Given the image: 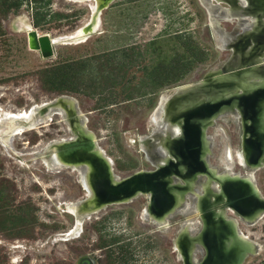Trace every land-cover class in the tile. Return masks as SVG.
<instances>
[{
    "label": "rangeland",
    "instance_id": "obj_1",
    "mask_svg": "<svg viewBox=\"0 0 264 264\" xmlns=\"http://www.w3.org/2000/svg\"><path fill=\"white\" fill-rule=\"evenodd\" d=\"M244 6L243 0H117L103 11L99 33L84 43L54 45L53 56L44 57L29 48V29L37 30L41 36L64 37L87 22L88 5L69 0H0V114L31 111L34 104L63 94L72 96L118 177L152 170L154 161L163 169L167 161L178 162V158H172L167 148L170 137L175 144L174 136L161 129L172 125L179 116L177 123L183 126L186 109L184 106L177 111L181 100L174 102L175 94L165 104L162 118L159 108L164 95L188 83L193 85L179 90L210 84L212 76L229 73L222 70H228L237 57L242 62H252L238 71L257 66L256 60L262 61L260 69H264V30H245L253 13L245 22L234 15L212 23L208 16L209 7L231 13L242 11ZM261 16L264 20V13ZM206 76L209 80L203 82ZM261 92L264 94V89ZM57 107L62 112H31L32 118H51L47 126L41 124L37 130L8 140V130L1 134L5 142L0 141V264H183L174 250L175 237L191 218V230L197 233L205 216L212 215V210L209 214L201 211L207 189L211 188L225 203L228 199L224 198L223 183L229 177L242 181L248 173L241 163L245 152L241 161L238 155L243 133L239 110H226L206 129L212 142L208 161L217 177L200 176L196 196H187L186 192L183 210L170 214L165 225H157L150 218L149 195L142 192L130 203L110 206L85 220L80 237H66L75 230L69 206L88 192L80 183L78 169H54L52 154L73 147L68 145L88 148L80 140H72L75 133L84 137L87 131L74 132L78 118L67 102ZM16 124L3 121L0 128ZM192 125L186 129L183 141L190 144L186 164L196 171L204 166L198 152L200 138ZM59 138L67 140L52 147L50 143ZM259 141L255 139L244 146L256 152ZM161 142L168 154H156ZM252 174L264 196V165ZM217 178H223V182H216ZM193 207L195 211L191 212ZM198 209L202 214H197ZM216 209L218 213L222 211ZM233 209H225L227 216L237 220L241 232L258 246V252L241 264H263L264 217L249 223ZM78 210L83 214L82 208ZM184 235L183 230L179 245ZM222 236H208L210 254L220 251ZM202 254L204 249L199 247L196 258L201 260Z\"/></svg>",
    "mask_w": 264,
    "mask_h": 264
},
{
    "label": "bare ground",
    "instance_id": "obj_2",
    "mask_svg": "<svg viewBox=\"0 0 264 264\" xmlns=\"http://www.w3.org/2000/svg\"><path fill=\"white\" fill-rule=\"evenodd\" d=\"M69 1L75 4L88 5V7L90 8V17L83 25V27L78 28L74 32H71L64 37H51L55 39V45H74L88 41L87 36L81 37L80 35L82 34V29L91 21L95 22L94 20H96V24L94 25V31H96L95 33H99L102 28L101 17L103 11H98V8L101 4H103L104 0H95L96 5L94 4V0ZM116 1L117 0H115L113 3H115ZM243 1L245 2V6L243 7L242 12L249 13V16L253 13L254 16L253 20L248 24V26H245L246 32H260L264 30V20H262L261 16L264 13V0ZM108 8H110V6ZM30 30L32 29L30 28L29 31ZM75 34L80 37H73L75 36ZM249 45H251V41L249 42ZM249 63L252 62L250 60L248 62H242L239 57H237L234 64H231L228 68V71L230 69L229 73L222 76H213L210 84H195V86H190L189 88L179 90L181 88L187 87L188 85H193L191 83H188L181 85L178 88L176 87L173 94L164 95L160 100L159 108L162 113V118H164L163 114L165 112V104L175 94L176 96L174 97V102H177V100L179 99L181 100L182 96L184 95H191L187 98L186 101L181 100V104L176 105L177 111L186 106V109L183 113L185 124L182 126V124L177 123V121L180 119L179 116L177 117V121H173L174 123L172 125H166L161 129L162 132H166L168 130V132H170V135L174 136L175 144L173 145V139L170 137L167 140V148L170 147V155L175 159L177 157L178 162H175V160L172 159L171 161H167L168 166L163 169L156 167V169L152 170H139L137 172L142 173L138 175V177L129 181H124V183L123 180L129 176L118 177L115 174L111 159L100 147L96 135L87 127L86 121L83 119L82 115H80L81 113L79 114L76 100L72 96H68L69 99H67L66 102L72 107L75 116L78 118V121L76 123L77 128L74 129V132H84V130L87 131L84 137H79L77 136V134L79 133H75L76 137L74 139H71L80 140V143L86 144L88 148L84 149L83 145H80V147H70L69 149H63L59 152L56 150L52 154V165L56 171H60L63 168L78 169L81 173L80 183L84 187L85 191L88 192V195L87 197L80 199L76 204H70V213L75 217V230L73 231L71 236L66 237H80L81 226L85 220H90L92 217H94V215L101 213L103 210L109 208L110 206L130 203L138 198L142 192L149 195V199L150 197H152L153 199L152 203H149V205L147 206L148 212L149 208H151L152 210V213H149L150 218L157 225H165L167 223V217L170 215L169 213L172 211L173 213H175L180 210L177 207L183 201L186 192L188 193L190 190H193V192H195L196 189L198 190V188L200 187V181V184L197 185V183H199L197 181V175L199 173H203V175L208 176L210 179L215 178L216 170L211 169L210 163L207 158V152L210 151L211 141L206 135L207 128H205V126L210 120H212V117H209L208 113H210L212 109L217 106L215 105V103L223 98H227L229 101L225 104L220 103L216 112L231 108L242 110L241 103L236 99L239 94H244L249 90L257 89L260 87L264 89V69H260L262 61L256 60L255 63H257V66L255 67L241 69L239 71L236 70ZM178 90L179 92L177 93ZM262 95L264 96L261 91L258 92L253 97L251 103L254 111V114L252 115L253 118L251 117L254 120V131L252 132L254 134L252 136H254L255 139L260 140L259 142L261 143V150L254 152V148H246V145L244 146V148H242L240 145V150L238 153L241 161V154L245 152V159L241 161L242 165L245 164L246 167H248L249 165L250 168L255 169L264 165V98H262ZM58 103V101L51 103H49V101H46L40 104H34L30 112L28 110H21L18 112H8L2 115L0 114V123L3 121L17 122V124L13 127H9L8 125H6L0 128V141L5 142L3 139H1V134L7 130L8 132H6V135L8 140L9 138L21 136L26 131L37 130L41 124L44 126L49 125L52 121L51 118H32L31 112H42L46 108H49L53 111L55 110L57 112H62L57 107ZM202 103H208V105L204 106V109H206L208 106H212L211 110L206 111L203 116H196L197 118L194 121H191L192 115L198 113V105ZM190 123H193L192 127L190 126L191 128L196 127L198 138H200V147H198V152L199 156H201L200 163L204 166V169L196 171L194 170V167L192 165L188 166L186 164V158L190 156V144L183 141V137L187 133L186 129L188 128ZM68 126L74 128L71 123H69ZM66 140V138H59V140L52 141L50 144L53 145L52 147H55L56 145L65 143ZM157 146L160 148L157 147V149L155 150L156 154H168V151L163 146L162 142ZM101 157L106 160L107 164L102 161ZM160 165L163 166V164ZM172 170L173 172H175V175L173 177L170 175ZM189 174L190 178L188 177ZM244 177L245 178H243L242 181L239 179L237 180L236 177H234L233 179L229 177V181L223 183L222 187L225 192L224 198L228 199V201H226L225 203L220 196H218L211 190V188L207 189V194L205 193L201 199V211L205 212L208 209L212 210V215H208L207 217L205 216V222H202L200 230L197 233L191 230L190 220L192 218L185 222L182 225L183 227H180L179 232L175 237L174 250L176 254L179 253L180 259L184 260L186 264H241L246 258V255H248L249 253L258 252V246L248 235L241 232L238 227L237 220L229 218L227 216V212H225L226 208H224V206L230 205V207L236 209L249 223H255L256 221L263 219L264 203L263 201L260 202L258 198L263 199L264 196H262L255 181H253L249 173L245 174ZM180 178L185 181V184L180 181ZM160 180L163 181L161 182ZM169 181H172L173 183V186L170 188L167 187ZM219 181L223 182V178H219ZM219 181L217 178L216 182ZM215 188L216 190H218L217 183L215 185ZM102 191L109 193V195H103V197H100ZM90 195L93 196V201L90 199V203H87L88 197L90 198ZM213 197H215L216 200H211ZM74 205L76 207L75 209L72 208ZM79 208L83 209V214L79 213ZM212 208H214L216 211V208H219L222 211L220 213H218L217 211V214L214 215V211ZM194 211L195 208L193 207L191 212ZM197 211L198 215L202 214L199 209ZM209 213L210 211L208 212V214ZM203 219L204 217H202V220ZM183 230L185 232V237L182 238L181 245H179L178 238L179 235L182 234ZM218 234L220 236L223 235V242L221 244L220 251L212 255L210 254V243L208 242V236H218ZM198 244H204L207 248V254H205V252L204 255L202 254L203 257H206L204 259V262L201 263L197 259H193V261H190V259H192V256L196 255L197 253Z\"/></svg>",
    "mask_w": 264,
    "mask_h": 264
},
{
    "label": "water",
    "instance_id": "obj_3",
    "mask_svg": "<svg viewBox=\"0 0 264 264\" xmlns=\"http://www.w3.org/2000/svg\"><path fill=\"white\" fill-rule=\"evenodd\" d=\"M115 0H104L103 4L100 5V7L98 8V11H104L106 8H108L109 6H111V4L114 2ZM240 2V0H234V2ZM94 4L96 5V1L94 0ZM231 13H227V11H219L218 8H212V7H209L208 9V16H209V19L212 23L216 22V19L218 18H221V17H230V16H234L236 15L239 20H241L242 22H245L246 21V17L249 16V13H245V12H242L240 10H232L230 11ZM224 13V14H223ZM95 22H90L89 24H87L83 29H82V34L80 35L81 37L82 36H87L89 39L93 34H95L96 31H94V25L96 24V20H94ZM245 23H243V26H244ZM80 36H77L75 34V36L73 37H76V38H79ZM72 37V36H71ZM28 39H29V48L31 50H34V51H39L43 54L44 57H50V56H53V46L55 45V39L51 38L49 35H44V36H41L39 35L38 31L37 30H30L29 33H28ZM237 68V67H235ZM233 70V69H232ZM228 70L224 69L222 70V72H226ZM230 71V69H229ZM213 77V76H212ZM209 80L208 76L205 77V79L203 80V82H207ZM262 91V88H257V89H253V90H249L247 91L246 93L244 94H239V96L236 97V99L241 103V108L242 110H239V115L241 117V125H242V148H244V143L245 142H252V140H255V137L250 135V133H252L254 131V120L251 118L252 115L254 114V111H253V106L251 105L252 103V99L253 97L258 93ZM69 95H59L58 97H56L55 99H53L52 101H49V103L51 102H56L58 101L59 103H63V102H66L67 99H69L68 97ZM189 96H191L190 94L188 95H184L182 96L181 100H185L186 98H188ZM62 98V99H61ZM262 98H264V96L262 95ZM229 100L227 98H223L221 100H218L215 105H217L216 107H214L212 109V111L210 113H208L209 117H212V120H210L205 128H207L209 125H211L213 123V119L216 118V116H218L220 113H223L224 111L226 112V110H221L220 112H216L217 108L219 107V104L220 103H223L225 104L226 102H228ZM208 105V103H202L200 105H198L197 109L198 110V113L195 114V115H192V120L191 121H194L197 117L196 116H203L206 112V110L204 109V106ZM50 109L49 108H46L45 110H43L42 112H48ZM205 110V111H204ZM227 110H237L236 108H231V109H227ZM242 111H243V114H242ZM30 112V110H29ZM216 112V113H215ZM207 114V113H206ZM81 115V114H80ZM246 117V125H245V121H244V117ZM214 117V118H213ZM201 118V117H200ZM72 119L69 118V121H71ZM194 123V122H193ZM205 130V129H204ZM247 131V133H246ZM83 132V131H82ZM205 132V131H203ZM76 147V145H73V148ZM261 150V146L259 147V151ZM209 153L210 151L207 152V158L209 156ZM102 161L104 163L107 164L106 160L104 158H102ZM248 165V164H247ZM153 167H155L154 169H156V166H155V161H154V165ZM262 167V166H261ZM256 169L255 168H250L249 165L247 167V171L250 175V177L253 179L254 181V177H253V174H252V171H255ZM142 172H135L134 174L130 175L129 177L125 178L123 180V183L124 181H129V180H132V179H135L136 177H138V175H140ZM247 173V174H248ZM172 177L175 175V172H173V170L171 171V174H170ZM113 176V175H112ZM197 181H199V177L200 176H203V173H199L197 175ZM190 178V174L188 176ZM173 186V183L172 181H169L168 182V185L167 187L170 188ZM88 195V193H86ZM86 195V197H87ZM103 195H109V193L105 192V191H102V193L100 194V197H103ZM188 195H191V196H195V193L193 192V190H190L187 194ZM185 195V196H186ZM185 196H184V199L183 201L180 203V205L177 207L181 210H183V202L185 201ZM186 196V197H187ZM135 198V197H134ZM87 199V198H86ZM85 199V200H86ZM102 199V198H101ZM259 201H263L264 203V198H258ZM149 203H152L153 199L152 197H150L149 199ZM218 207V206H217ZM230 205H226L224 206V208H229ZM215 208V207H214ZM209 210V209H208ZM207 210V211H208ZM235 212L237 214H239L240 216H242L236 209H234ZM214 212V215L217 214V211L216 210H213ZM149 212L152 213V210L151 208H149ZM173 213L170 212L169 214ZM168 214V215H169ZM167 216V215H166ZM198 249H199V246H201L203 249H204V252L205 254H207V248L204 244H198ZM197 254V253H196ZM204 255V254H203ZM249 255H253V253H249L247 256ZM206 257V256H205ZM205 257H202L201 260H198L196 258V255H193L192 256V259H190V261H193V259H197L198 261L201 262H204V259ZM183 264H186V262L183 260ZM190 264H193V263H190Z\"/></svg>",
    "mask_w": 264,
    "mask_h": 264
},
{
    "label": "trees",
    "instance_id": "obj_4",
    "mask_svg": "<svg viewBox=\"0 0 264 264\" xmlns=\"http://www.w3.org/2000/svg\"><path fill=\"white\" fill-rule=\"evenodd\" d=\"M187 41H188V40H187ZM194 47H195L196 49H198L197 45H196V46H194ZM196 49H195V50H196ZM263 264H264V263H263Z\"/></svg>",
    "mask_w": 264,
    "mask_h": 264
}]
</instances>
